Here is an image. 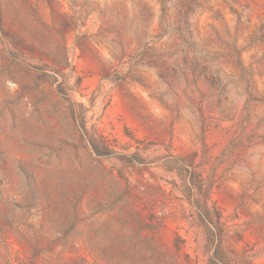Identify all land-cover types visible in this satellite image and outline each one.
I'll return each instance as SVG.
<instances>
[{"label": "rangeland", "instance_id": "1", "mask_svg": "<svg viewBox=\"0 0 264 264\" xmlns=\"http://www.w3.org/2000/svg\"><path fill=\"white\" fill-rule=\"evenodd\" d=\"M215 252L264 264V0H0V264Z\"/></svg>", "mask_w": 264, "mask_h": 264}, {"label": "trees", "instance_id": "2", "mask_svg": "<svg viewBox=\"0 0 264 264\" xmlns=\"http://www.w3.org/2000/svg\"><path fill=\"white\" fill-rule=\"evenodd\" d=\"M94 149L96 150V152H98V149L95 146H94ZM218 258H219V252H215L214 257L212 258L211 263L212 264L219 263V259Z\"/></svg>", "mask_w": 264, "mask_h": 264}]
</instances>
